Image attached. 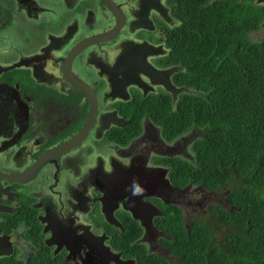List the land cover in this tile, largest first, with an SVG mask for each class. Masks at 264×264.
<instances>
[{
	"label": "flooded vegetation",
	"instance_id": "1",
	"mask_svg": "<svg viewBox=\"0 0 264 264\" xmlns=\"http://www.w3.org/2000/svg\"><path fill=\"white\" fill-rule=\"evenodd\" d=\"M263 41L264 0H0V264H187L173 233L229 232L172 68Z\"/></svg>",
	"mask_w": 264,
	"mask_h": 264
},
{
	"label": "trees",
	"instance_id": "2",
	"mask_svg": "<svg viewBox=\"0 0 264 264\" xmlns=\"http://www.w3.org/2000/svg\"><path fill=\"white\" fill-rule=\"evenodd\" d=\"M195 47L204 57L183 60L180 75L204 93L187 94L188 106L171 109L166 126L174 133L202 127L207 139L196 149L206 187L231 178L236 188L228 194L231 208L217 203L208 214L229 232L214 236L205 221L198 234L195 225L189 235L173 233L172 246L187 264H264V41ZM179 222L173 218L172 224ZM146 258V264H166L155 255Z\"/></svg>",
	"mask_w": 264,
	"mask_h": 264
},
{
	"label": "rangeland",
	"instance_id": "3",
	"mask_svg": "<svg viewBox=\"0 0 264 264\" xmlns=\"http://www.w3.org/2000/svg\"><path fill=\"white\" fill-rule=\"evenodd\" d=\"M227 194H228L227 189H223V188H221V190L218 192L205 191V193H204L205 205L203 206L204 209H203L202 214L205 215L208 212V206L210 204L220 203L222 205H226V201H228V199L226 197ZM212 216L213 215H205V220H206V218H212ZM222 232H223V229L219 230V229L214 228L213 233L215 236H221Z\"/></svg>",
	"mask_w": 264,
	"mask_h": 264
},
{
	"label": "water",
	"instance_id": "4",
	"mask_svg": "<svg viewBox=\"0 0 264 264\" xmlns=\"http://www.w3.org/2000/svg\"><path fill=\"white\" fill-rule=\"evenodd\" d=\"M170 70V69H169ZM179 70H182V68H181V65H178V66H174L173 68H172V72H176V71H179ZM186 87H188V86H183V87H180V88H178V90H181L182 88L184 89V90H186L189 94H197V95H203L202 93H200V92H198L196 89H194V88H186ZM177 92L175 91L174 92V94H176ZM176 108H174L173 110H175ZM225 188V187H224ZM223 188V189H224ZM218 191H220V189L219 190H217V191H212V192H218ZM230 193V192H229ZM227 196H228V194H227ZM226 196V197H227ZM217 204V203H216ZM227 208H231V206H230V204H229V202L228 201H226V205H225ZM209 214V210H208V212L205 214V215H208ZM125 261H129V260H125ZM124 264H126L125 262H124Z\"/></svg>",
	"mask_w": 264,
	"mask_h": 264
},
{
	"label": "clouds",
	"instance_id": "5",
	"mask_svg": "<svg viewBox=\"0 0 264 264\" xmlns=\"http://www.w3.org/2000/svg\"><path fill=\"white\" fill-rule=\"evenodd\" d=\"M190 88V87H189ZM207 224V223H206ZM215 236V235H214Z\"/></svg>",
	"mask_w": 264,
	"mask_h": 264
}]
</instances>
